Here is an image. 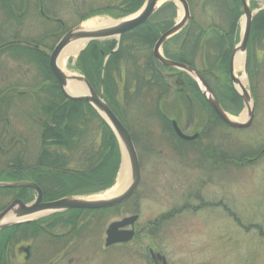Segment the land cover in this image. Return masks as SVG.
Wrapping results in <instances>:
<instances>
[{
    "label": "rangeland",
    "instance_id": "rangeland-1",
    "mask_svg": "<svg viewBox=\"0 0 264 264\" xmlns=\"http://www.w3.org/2000/svg\"><path fill=\"white\" fill-rule=\"evenodd\" d=\"M248 1L264 6V0ZM129 2L0 0V175L13 174L9 173L12 170L29 172L37 167L44 170L45 176L53 178V189L48 190L53 191V197H58L64 189H71L68 181L62 186L64 180L58 172L63 173L60 166L72 170L76 168L75 163L80 169L84 165L82 159H76L78 157L71 159L79 149L77 143L76 147L70 145L71 152L65 155L67 164L39 165L43 152L42 129L46 123L55 128L52 114L48 112L54 99L52 94L57 92L55 84L65 100H70L51 71L50 57L64 35L82 23L125 20L135 16L139 9L125 15ZM196 3L194 14L198 21L206 23L211 17H216L214 7L204 4L203 0ZM176 7L154 14L148 24L178 19L181 8L179 5V9L173 10ZM135 33L137 31L126 34L123 42V34L119 39H108L116 43L101 59L104 60L103 68L120 47L122 51L106 86L103 73L102 82L94 84L95 87L91 85L109 104L112 102L110 106L133 133L141 167V182L136 193L118 206L102 208L108 211L70 209L75 212L67 210L47 215L43 226L47 227L49 221L63 223L51 226L53 235L71 232L61 242L51 235L44 236L36 227L32 229L34 240L31 241V230L24 223L19 224L20 227L15 229L16 236L11 237L12 232L0 234V264H156L149 257L148 247L159 252L156 255L164 256L167 264H264V236L260 235L264 231V37L255 41L249 72L245 68L234 71L238 78L246 77V87L257 102L252 124L245 129H236L215 115L207 100L204 101L200 94L196 95L189 86L185 91L187 96H180L176 78L184 76L181 72L176 71V76L170 81V91L165 95L157 83L149 79L151 75L146 77L147 81L153 82L149 87L145 76L138 73L145 71L143 57L153 53L155 44L151 49H145L143 43L136 40ZM104 41H100L101 49L106 50ZM89 43L78 56L70 58L64 69L67 73L86 78L82 72L84 63L81 55ZM192 60L201 70L212 62L200 55ZM224 65L221 69L209 66L212 68L208 75L211 85L219 97H225L222 102L228 113L238 121L246 120L245 103L238 93L242 104L236 106L235 103L240 105V101L232 90H238L239 84L234 86L229 81ZM224 80L229 82L228 88L227 85L220 86ZM65 100L57 103L59 107L65 104ZM171 120H177L188 135L199 132L198 139H182ZM74 125L81 126V130L74 131L77 136L84 135L83 144L90 145L96 137L104 141L102 136H107L93 115L84 120L76 119ZM115 138L121 163L113 185L94 194L66 196L100 197L116 185L122 171V152L116 135ZM46 146L54 155L63 149L56 143ZM257 153L259 155L255 158ZM26 179L22 177L13 181ZM18 188L21 187H14L16 191L0 188V211L13 197L26 196V192ZM29 190L26 188L24 191ZM31 194L37 198L36 192L31 191ZM71 215L76 219L73 223L69 221ZM133 216H137V220L126 227L134 231L132 239L107 246L109 225ZM74 233L77 236L74 237ZM26 243L32 244L28 259L24 258L23 250H17L18 246ZM157 261L164 264L160 258Z\"/></svg>",
    "mask_w": 264,
    "mask_h": 264
},
{
    "label": "water",
    "instance_id": "water-1",
    "mask_svg": "<svg viewBox=\"0 0 264 264\" xmlns=\"http://www.w3.org/2000/svg\"><path fill=\"white\" fill-rule=\"evenodd\" d=\"M166 1L171 0H146L143 7L137 12L135 16L129 19L120 20L114 25L85 28L83 27L84 23H82L77 27L71 29L64 35V37L54 48L53 53L50 57L51 71L57 78L64 95L70 100L86 101L90 103L116 135L120 143L122 152V169L126 164L130 171L128 182L123 190L116 195L104 198H95L93 196H66L58 200L42 202L43 190L37 183L28 180L2 181L0 182V188H30L36 192L37 198L31 203H27L22 199H15L6 208L0 211V231L24 222L32 221L34 218H29L30 216L43 211H47L48 213L46 215H49L51 213L54 214L70 209L112 208L126 202L135 194L141 182V167L137 150L135 148V144L129 130L117 116L114 110L110 107V105L106 102L103 96L94 89L91 83L83 75L78 76L75 74L67 73L59 66L58 62L61 53L71 42L88 39V44L91 41H103L112 38L119 39L123 33L129 32L147 23L158 10L160 5ZM174 1L180 2L183 6V15L180 22L165 34H163L156 42L153 50L154 57L169 68L180 69L189 73L198 82L199 88L209 105L227 125L236 129H245L249 127L253 122L254 114L256 111V100L249 90L244 89L243 92H241L239 89L237 90V92L243 99L248 112L246 120L244 119L243 121H238L227 111H225V109L221 106L215 92L199 70L188 64L168 59L162 54L161 47L163 43L169 37L176 34L182 27V25L188 22L191 18L187 1ZM243 4L245 6L246 15L243 36L241 41L235 46L231 57V76L234 85L240 84V78H237L234 74L235 58L237 54L246 53L247 51L251 22L253 17V13L251 11V7L248 4V1L243 0ZM73 85H75V88L73 87ZM80 86L84 87V91H81ZM69 88L75 89L76 93L71 94L68 90ZM173 126L176 133L184 140L191 141L198 137V134H185L176 120L173 121ZM137 218V216H133L112 222L107 229L106 245L110 246L117 242H126L131 240L134 232L131 230H127L126 227L133 224L137 220ZM151 252L152 259L157 261L158 257L164 261V264H167L164 256L160 254L156 255L153 250H151Z\"/></svg>",
    "mask_w": 264,
    "mask_h": 264
},
{
    "label": "trees",
    "instance_id": "trees-1",
    "mask_svg": "<svg viewBox=\"0 0 264 264\" xmlns=\"http://www.w3.org/2000/svg\"><path fill=\"white\" fill-rule=\"evenodd\" d=\"M144 2L145 0H130V2L128 3L129 8L125 10L126 11L125 15L132 14L138 9H140ZM122 7L123 6H121V8ZM263 19H264V12L259 14L257 21L260 22ZM260 24H262V26L258 25L255 27V29H257L258 33L261 34V33H264V23H260ZM139 29L140 31H138ZM135 31H137V33H135L136 34L135 36L137 38L136 40L143 43V45L145 46V49H147V47L151 49V46L156 43L158 36H159V32L156 29V27L148 23L145 25L139 26L138 28L130 32L134 33ZM126 34H123L121 42L125 40L124 36H126ZM103 43H104L103 46H107L106 50L101 49L102 45L100 41H91L87 49L81 55V60H83V63H84L82 72L94 87H95L94 84H96L97 82L99 81L100 83L102 82L101 80L102 73L105 76L104 84L106 86L108 78H110L109 76L112 74L114 63L115 61L119 59V54L122 51L120 47L119 50L108 59V61L106 62L105 68H103L104 60H101V59H104L105 54L107 52H110L113 49V46L115 45L116 42L114 40H106ZM229 59H230V53L227 59L223 60L226 64V69H228V66H229ZM143 60L144 62L142 66L145 68V71L143 72V74L138 73V75L145 76L144 77L145 82H148L150 84L149 87L153 84L152 80L155 81V84L157 83L156 86H158V88L162 91L163 95H165L168 92V87L165 86L164 81L162 80L160 76V73L158 72L157 68L153 64L155 59L152 57V52L149 55H145V57H143ZM174 60L179 61V62H184L192 66L195 65L192 59L188 60L185 58L176 57L174 58ZM217 61L218 60L215 59V64ZM103 69L105 70L104 72H103ZM49 74L51 78L53 79L54 76L51 73ZM148 75H151L149 79H152V80H149V79L148 81L146 80V77ZM136 79L140 81L139 78H136ZM187 80L189 83V87L191 84L193 86L191 87V90L196 95L200 94L201 98L205 101L204 96H202V93H200V90L197 87V83L190 76H187ZM227 83L229 84V82ZM227 83H226L227 85L226 88H228ZM55 87H56L55 90H57V92L59 93L58 85L55 84ZM108 88L109 87L107 86L106 90ZM232 90L234 91L235 97L240 101V105L237 102L235 104H237L236 106L240 107L242 104V100L240 96L238 95V93H236L234 88H232ZM57 92H53L52 94L54 97L52 101L53 103L50 104L48 107V112L52 114V119H53L52 123L55 124V128H52L51 126L49 127L48 123H46L42 129L43 152L41 153V156H40L39 165L51 166L57 163L64 164V165L67 164L68 159L65 158V155L71 152L70 148L72 146L70 145H73L74 147H76V143H77L79 146V149L75 151V154H73V157L71 159L78 157L76 159L80 161L82 159V162L84 165L80 169V168H77V163H75L77 169L73 168L72 170L68 169L67 167L65 168V166H60L63 173L62 172H58V173L61 174V178L64 180V182L62 181V186H64L66 181H68L69 185L71 184V189L68 191H65L64 189V191L61 192L58 195V197L71 195V194L74 195V193L75 194L77 193L78 194H94L97 192L104 191V189L113 185L118 168L121 163V153H120V149H119L117 140L115 138V135L112 133V130L110 129V127H108V125L102 120V118L98 115V113L87 102L65 100L64 96L61 93L58 94ZM105 93L106 95H104V97H106L107 99L108 90L105 91ZM224 99L225 97L223 96L221 100L224 101ZM61 100H65V104L59 107L57 103H60ZM110 104L112 106V102ZM158 106L160 108V104ZM86 108L88 109V111ZM70 110L71 112H69ZM213 113L215 112L213 111ZM89 114L93 115L99 121V123H101V125L103 126V128L105 129L107 133V136H102V138H105L104 141L103 139H97V137L93 138V143H91L90 145H87V144H83V141H82V138H84V135L81 137L77 136L74 131V130L77 131L78 129L81 130V126H80L81 124L74 125V126H72V124L74 123L76 119L84 120V118H89L90 117ZM131 134L133 136L132 132ZM85 137L87 136L85 135ZM133 139H134V136H133ZM49 143H56L60 145L59 147L63 148L60 154L54 155L52 151H48L46 149L47 147L46 145H48ZM258 155L259 153L255 154V158L258 157ZM43 172L44 170H39V168L37 167L31 169L29 172L25 171V169L24 171L20 173L18 171L12 170L9 173H13V174L3 175L2 173V175H0V179H3V180H0V181H13L16 178L18 180V179H21L22 177H27V180L35 181L39 185L42 186V188L44 189L45 196H52L51 194L53 193V191H48V190L53 189L52 188V185L54 184L52 181L53 178L45 176ZM7 190L16 191L14 190V188L7 189ZM18 190L24 191L26 190V188H18ZM93 211L103 212V211H108V210L100 209V210H93ZM109 211H112V210H109ZM70 212H75V211L70 210ZM73 220H74V216L71 215L69 218V221L72 222ZM32 223L33 222L25 223L24 226L28 227ZM15 227L17 228L20 226H15ZM12 228L6 229L2 231L1 233L9 234ZM260 235L264 236V231L260 232Z\"/></svg>",
    "mask_w": 264,
    "mask_h": 264
},
{
    "label": "flooded vegetation",
    "instance_id": "flooded-vegetation-1",
    "mask_svg": "<svg viewBox=\"0 0 264 264\" xmlns=\"http://www.w3.org/2000/svg\"><path fill=\"white\" fill-rule=\"evenodd\" d=\"M186 1H187L188 6H189V12H190L191 18L189 19L188 22H186L182 25V27L179 29V31L176 34L169 37L163 43L161 48H162L164 55L170 59H173V60L176 57L177 58H185V59L190 60V59L196 58L197 55L198 56L200 55L203 59L208 58V60L212 61V62L208 63L209 65H207V67L203 68L202 70L200 69V70L202 71L203 76L205 77L207 82L211 85V82H210L208 75H209V72H211L210 69H212V68L209 66L212 65V67H214V68L217 67L218 69H221L223 66V63L225 64L224 61L223 62H221V61L227 59V57L230 53L229 66H228V69H226V73H225L226 75H229L228 79L230 80L231 57H232V54H233V51L235 48V44L238 43L242 38V26H243L242 22L244 21V15H245L243 0H203L204 4H208V6L214 7V10L216 11V17H214V18L211 17L210 19L207 20L206 23L198 21L196 19L195 14H194V8L197 5V3H196L197 0H186ZM201 2H202V0H201ZM249 4H250L251 9L253 11V19L251 22L249 40H248V45H247V63H246V66H247L248 72H249V63L251 61V57L255 53V41L257 42L258 40H260L264 37V33L260 34V33H258L257 29H255V27L258 25L262 26V24H260V23H264V19L261 20L260 22L257 21L259 14L264 12V6L261 7L256 1L254 4L249 1ZM174 6L175 7L177 6V7H176V9L174 8L173 10L179 9L178 8L179 5L177 4V2H173L171 4L170 3L163 4L161 6V8H159L157 10L156 14H160L162 11L167 10V9L170 10ZM254 6H255V9H254ZM179 15H180V12H179L178 16ZM167 20H169V19H167ZM167 20H165V22H163V23L161 21L157 25H155L156 23L152 22V25H154L159 32L158 39H160V37L163 34H165L167 31H169L172 27L176 26L177 23H179L181 19L174 18V19H170L169 21H167ZM210 22H212V23H210ZM254 22H255V24H254ZM169 44H171V45H169ZM152 57H153V53H152ZM210 59H213L214 63H213V60H210ZM215 59L218 60L216 62V64H215ZM205 62H207V61H205ZM158 63H160V62L155 59L153 64L157 68L158 72L160 73V76H161L162 80L164 81L165 86L168 87V92H169L170 87L172 86L170 81L176 76L175 75L176 71L168 69L165 66H163L161 63L160 64H158ZM193 66L197 67L196 65H193ZM224 66L226 67V64ZM177 72H180V71H177ZM181 73H183L184 76L182 75L181 77H177L176 83L179 85L180 90L179 89L178 90L180 91V96L182 97L183 95L187 96L185 94L186 93L185 91H186V87L189 86V83L187 80V76H189V75L186 74L185 72H181ZM225 85H226V81L224 80L221 82L220 86H225ZM191 87H193L192 84L190 85V89H191ZM211 87L213 88L214 92L216 93V96L218 97L220 104L224 108L225 107L224 102H222L221 98L218 95V92H216V89L214 88L213 85H211ZM171 121H173V120H171ZM130 132H131V130H130ZM197 133H199V132H197ZM198 135H200V133ZM197 139H195V140H197ZM41 188H42V186H41ZM42 190H43L42 202L54 201V200H57V199L63 197V196H61V197L45 196L44 189L42 188ZM31 191H34V190L22 191V192H26V196H24V194H20L19 196L13 197L12 200L7 205H9L15 199H22L23 201H25L27 203L33 202L36 199V197H35V199L33 198V196L31 197V195H34V194H31ZM6 206H4V208ZM46 216L47 215H43V216H40L38 218L33 219L32 220L33 225L30 224L28 226V229H30L32 232L30 234L31 241L34 240V237H33L34 233H33L32 229H35V227L40 228V230H42L41 233H43L44 236L51 235L53 237V239H56L59 242L64 241L61 239L64 237H68L71 234V232L66 233L62 236L53 235L52 231L50 230V228H53L51 226L57 225V224L62 223V222H58V223L53 222L52 223V221H49L48 223H46L47 227L43 226L42 225L43 222H46L45 221ZM53 216H55V215H53ZM42 218H45V219H42ZM29 222H31V221H29ZM21 224H23V223H21ZM15 229H16V227H13L11 229V231L9 232V233L12 232L11 237L16 236L15 233L17 232V230L15 232ZM37 234H38V232H37ZM76 234L77 233H74L73 236L75 237ZM31 248H32V244L26 243V244H21L20 246H18L17 250L19 252H21L23 250V254L25 255L24 258L28 259L30 257V249ZM151 250H153L155 253H159L153 247H148V253L150 254V255L148 254L149 257H151V254H152ZM57 258L60 259L61 257H59V255H57ZM157 259H158V257H157ZM152 260L156 264H162L159 261H156L154 259H152Z\"/></svg>",
    "mask_w": 264,
    "mask_h": 264
},
{
    "label": "bare ground",
    "instance_id": "bare-ground-1",
    "mask_svg": "<svg viewBox=\"0 0 264 264\" xmlns=\"http://www.w3.org/2000/svg\"><path fill=\"white\" fill-rule=\"evenodd\" d=\"M181 14L182 13L180 12V15ZM119 21L120 20H113V19H105V20H99V21L98 20H89L83 24V27L93 28V27H97V26H106V25L108 26V25H114ZM87 42H88V39H85V40L73 41L70 44H68L59 57V62H58L59 66L64 70L67 67V64H68L70 58H72L73 56L74 57L78 56L79 53L82 51V49L85 47ZM244 60H245V58H244L243 53L237 54V56L235 58V69L243 68ZM246 82H247V80H246L245 76L240 78V84L238 86V89L241 92H243L244 89H247ZM73 87L75 88V85H73ZM80 87H81V91H84V87L83 86H80ZM68 90L71 94L76 93L75 89L69 88ZM129 173H130V171L128 169V166H126V164H125V166H123V169L120 173V176L117 180L116 185L111 190L107 191L104 196L95 197V198L110 197L112 195H116V194L120 193L128 182ZM47 213H48L47 211H43V212L37 213L35 215H32L29 218L35 219V218H38L40 216L46 215Z\"/></svg>",
    "mask_w": 264,
    "mask_h": 264
}]
</instances>
